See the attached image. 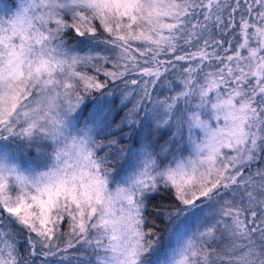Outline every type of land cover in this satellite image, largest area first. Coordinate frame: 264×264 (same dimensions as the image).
<instances>
[{"label":"snow or ice","instance_id":"snow-or-ice-1","mask_svg":"<svg viewBox=\"0 0 264 264\" xmlns=\"http://www.w3.org/2000/svg\"><path fill=\"white\" fill-rule=\"evenodd\" d=\"M0 264H264V0H0Z\"/></svg>","mask_w":264,"mask_h":264},{"label":"trees","instance_id":"trees-1","mask_svg":"<svg viewBox=\"0 0 264 264\" xmlns=\"http://www.w3.org/2000/svg\"><path fill=\"white\" fill-rule=\"evenodd\" d=\"M69 32H71V30H69ZM102 35H106L104 33H101ZM66 38L69 40H73L76 39L75 43H73V45L75 47L79 46V44L77 43L78 41V37H75L74 35H67L66 34ZM91 71V70H89ZM169 75L171 76V78L173 79V81L176 80L175 76H172L171 73H169ZM101 80L104 79L103 76L100 77ZM119 89L116 90L115 95L118 96L119 95ZM163 92L165 94L168 93L167 89H164ZM95 95L99 96V93H95ZM135 95V94H134ZM160 99H164V95H162V97H160ZM92 101H90L91 103ZM141 118L143 121V112H141ZM166 135L162 136L160 143H163V140L166 139ZM127 143V142H126ZM129 147L135 148L138 146L137 141L135 139H133L131 141V143L128 145ZM172 203V196L170 193H165L163 196H159L157 197L155 200L152 201V205L156 206L157 208L164 206V205H170ZM150 220H153L155 222L154 226L159 228V235L161 237V247H167V245L169 244V239H168V233L170 231V222L167 221L163 216L158 215L156 212L150 211L148 213ZM63 228H65L64 232L67 231V228L65 225L61 226L62 232H63ZM72 251H75L74 249ZM21 253L22 255H25V253L23 252V249H21Z\"/></svg>","mask_w":264,"mask_h":264},{"label":"rangeland","instance_id":"rangeland-1","mask_svg":"<svg viewBox=\"0 0 264 264\" xmlns=\"http://www.w3.org/2000/svg\"><path fill=\"white\" fill-rule=\"evenodd\" d=\"M5 3H8L9 5L11 4V0H5ZM17 3H19V0H17ZM160 97H162V95H160ZM150 107V105H149ZM65 228H63V232H64Z\"/></svg>","mask_w":264,"mask_h":264}]
</instances>
